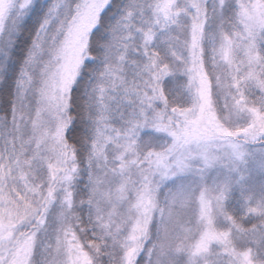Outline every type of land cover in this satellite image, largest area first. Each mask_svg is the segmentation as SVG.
Masks as SVG:
<instances>
[{"label":"snow or ice","instance_id":"1","mask_svg":"<svg viewBox=\"0 0 264 264\" xmlns=\"http://www.w3.org/2000/svg\"><path fill=\"white\" fill-rule=\"evenodd\" d=\"M0 264H264V0H0Z\"/></svg>","mask_w":264,"mask_h":264}]
</instances>
